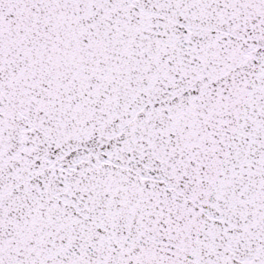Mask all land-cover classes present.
Returning a JSON list of instances; mask_svg holds the SVG:
<instances>
[{
  "label": "snow or ice",
  "instance_id": "6c2138e0",
  "mask_svg": "<svg viewBox=\"0 0 264 264\" xmlns=\"http://www.w3.org/2000/svg\"><path fill=\"white\" fill-rule=\"evenodd\" d=\"M0 264H264V0H0Z\"/></svg>",
  "mask_w": 264,
  "mask_h": 264
}]
</instances>
